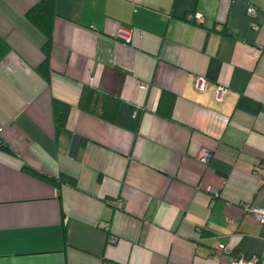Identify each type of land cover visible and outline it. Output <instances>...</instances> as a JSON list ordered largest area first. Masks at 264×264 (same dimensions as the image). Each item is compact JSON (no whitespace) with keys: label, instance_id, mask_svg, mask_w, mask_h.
<instances>
[{"label":"crops","instance_id":"1","mask_svg":"<svg viewBox=\"0 0 264 264\" xmlns=\"http://www.w3.org/2000/svg\"><path fill=\"white\" fill-rule=\"evenodd\" d=\"M37 1L0 0V264H264V0H56L50 79Z\"/></svg>","mask_w":264,"mask_h":264},{"label":"trees","instance_id":"2","mask_svg":"<svg viewBox=\"0 0 264 264\" xmlns=\"http://www.w3.org/2000/svg\"><path fill=\"white\" fill-rule=\"evenodd\" d=\"M55 2L56 0H38L33 6H31L26 15L28 18L38 26L46 36L43 44V51L45 58L43 62L37 67L46 79H50L51 67H50V55L53 47V34H54V22H55ZM54 106L56 112L57 127L62 128L65 124L67 108L69 105L59 99H54ZM27 169L34 175L39 176L52 183H57L58 178L48 174L39 172L38 170L28 166Z\"/></svg>","mask_w":264,"mask_h":264},{"label":"built area","instance_id":"3","mask_svg":"<svg viewBox=\"0 0 264 264\" xmlns=\"http://www.w3.org/2000/svg\"><path fill=\"white\" fill-rule=\"evenodd\" d=\"M248 13L251 16H255L257 13V7L256 5H254L253 3H249V7H248ZM191 17H194L193 14H191ZM198 20L202 19V15H197L195 16ZM254 27H258L257 23L253 24ZM133 36V28L131 26H127V25H120L117 28L116 31V37L124 42H130ZM208 84V79L204 76V75H197L196 79H195V86L200 89L203 90L207 87ZM227 87L224 85H218L216 88V94L218 96V98H221L222 95L226 92ZM211 155V151L203 148L200 153L198 154V156L202 159V160H207ZM211 191L214 194H218V191L215 189H211ZM115 203H117L119 206H122V203L119 201H114ZM245 207L248 211V213L252 214L253 216H255L256 218H258L261 222H264V207H258V206H253L249 203L245 204ZM106 227L109 226L108 223L104 224ZM111 241H115L116 237L115 236H111L110 237ZM233 251V247L230 244L224 243V242H220L217 241L216 243H214L211 247V252L216 253V254H231ZM260 261V259L257 256H253V257H247L245 255V253L243 252H238V254H236L233 259L231 260V262L229 264H258Z\"/></svg>","mask_w":264,"mask_h":264}]
</instances>
